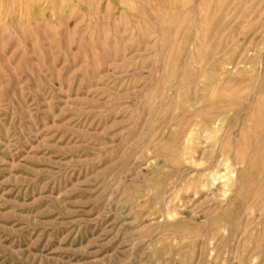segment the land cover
<instances>
[{"label": "rangeland", "instance_id": "rangeland-1", "mask_svg": "<svg viewBox=\"0 0 264 264\" xmlns=\"http://www.w3.org/2000/svg\"><path fill=\"white\" fill-rule=\"evenodd\" d=\"M0 264H264V0H0Z\"/></svg>", "mask_w": 264, "mask_h": 264}, {"label": "bare ground", "instance_id": "bare-ground-1", "mask_svg": "<svg viewBox=\"0 0 264 264\" xmlns=\"http://www.w3.org/2000/svg\"><path fill=\"white\" fill-rule=\"evenodd\" d=\"M179 9V8H178ZM245 18V17H244ZM255 21V20H254ZM150 23V22H149ZM169 45V44H168ZM242 49H243V47H242ZM177 51V50H176ZM234 62V61H233ZM148 110V109H147ZM226 166V165H225ZM227 167V166H226ZM222 178V177H221ZM223 179V178H222ZM213 185V184H212Z\"/></svg>", "mask_w": 264, "mask_h": 264}]
</instances>
